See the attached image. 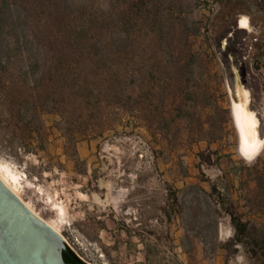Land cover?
<instances>
[{
    "label": "trees",
    "instance_id": "1",
    "mask_svg": "<svg viewBox=\"0 0 264 264\" xmlns=\"http://www.w3.org/2000/svg\"><path fill=\"white\" fill-rule=\"evenodd\" d=\"M204 1L0 0V154L19 158L45 151L47 114L58 117L54 127L66 150L103 137L126 114L167 144L180 125L192 142L218 141L222 130L210 121L228 111L212 84L218 77L212 54L196 47L208 31L195 18ZM246 171L255 184L246 199L250 212L264 219V160ZM190 188L196 192H188V208L204 221L199 235L217 234L220 206L237 242L257 232L216 184L210 192ZM187 229L195 228L190 223ZM252 242L253 253L264 256V231L261 241ZM70 251L66 263L88 264Z\"/></svg>",
    "mask_w": 264,
    "mask_h": 264
},
{
    "label": "rangeland",
    "instance_id": "2",
    "mask_svg": "<svg viewBox=\"0 0 264 264\" xmlns=\"http://www.w3.org/2000/svg\"><path fill=\"white\" fill-rule=\"evenodd\" d=\"M195 18L203 20L208 30L196 40V47L212 54L213 73L218 75L212 84L219 104L228 111L226 117L210 121L222 130L218 141L192 142L180 125L179 135L167 144L161 135L152 137L135 115L126 114L103 137L66 150L65 138L54 127L58 117L47 114L45 151L19 158L0 154V162L21 174L22 185L27 183L25 198L45 219L61 218L65 243L88 264L264 260L260 250L252 251V240L261 241L264 219L253 215L246 201L255 188L246 168L264 160V149L253 161L240 154L231 102L237 74L251 93L264 138V0H205ZM244 20L247 27L240 23ZM107 145L117 151L107 150ZM213 183L228 192L235 212L255 225L256 233L237 242L230 216L220 206L217 234L204 230L199 235L204 221L189 210L188 192H196L190 188L193 185L210 192ZM145 192L164 193L153 204ZM53 202L64 208L62 217ZM190 223L195 229L188 231Z\"/></svg>",
    "mask_w": 264,
    "mask_h": 264
},
{
    "label": "water",
    "instance_id": "3",
    "mask_svg": "<svg viewBox=\"0 0 264 264\" xmlns=\"http://www.w3.org/2000/svg\"><path fill=\"white\" fill-rule=\"evenodd\" d=\"M241 85L236 74L235 87ZM234 102L237 98H231ZM109 151L115 148L107 145ZM63 236L36 216L0 179V264H68Z\"/></svg>",
    "mask_w": 264,
    "mask_h": 264
},
{
    "label": "bare ground",
    "instance_id": "4",
    "mask_svg": "<svg viewBox=\"0 0 264 264\" xmlns=\"http://www.w3.org/2000/svg\"><path fill=\"white\" fill-rule=\"evenodd\" d=\"M246 22V20H244ZM241 23V22H240ZM237 98V101L231 99L232 114L239 133V150L240 154L248 161L255 160L264 149V138L260 131V119L257 112L251 108V94L244 85L237 84L231 98ZM117 151V149L115 148ZM21 174L10 168L9 165L0 162V179L24 204L39 218L52 227L59 235L62 236L61 218L45 219L34 207L31 201L25 198V187L21 182ZM118 192L116 196H119ZM51 204L48 198L47 204ZM56 209L57 216L62 217L65 210L58 206L56 202L52 203Z\"/></svg>",
    "mask_w": 264,
    "mask_h": 264
},
{
    "label": "crops",
    "instance_id": "5",
    "mask_svg": "<svg viewBox=\"0 0 264 264\" xmlns=\"http://www.w3.org/2000/svg\"><path fill=\"white\" fill-rule=\"evenodd\" d=\"M164 192H145L146 197L149 198L153 204H155V200L157 197H160Z\"/></svg>",
    "mask_w": 264,
    "mask_h": 264
},
{
    "label": "snow or ice",
    "instance_id": "6",
    "mask_svg": "<svg viewBox=\"0 0 264 264\" xmlns=\"http://www.w3.org/2000/svg\"><path fill=\"white\" fill-rule=\"evenodd\" d=\"M241 23H242V26H246V23L244 21H242Z\"/></svg>",
    "mask_w": 264,
    "mask_h": 264
},
{
    "label": "flooded vegetation",
    "instance_id": "7",
    "mask_svg": "<svg viewBox=\"0 0 264 264\" xmlns=\"http://www.w3.org/2000/svg\"><path fill=\"white\" fill-rule=\"evenodd\" d=\"M241 19H242V18H241ZM241 25H242V24H241ZM247 26H248V25H247ZM247 26H246V27H247ZM246 89H247V88H246ZM247 90H248V89H247ZM248 91H249V90H248ZM249 92H250V91H249ZM250 94H251V93H250ZM251 108H252V107H251ZM254 111H255V110H254ZM255 112H256V111H255Z\"/></svg>",
    "mask_w": 264,
    "mask_h": 264
}]
</instances>
